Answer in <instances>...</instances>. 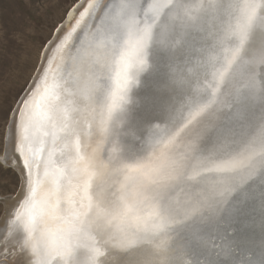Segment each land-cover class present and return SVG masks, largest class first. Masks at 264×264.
<instances>
[{"label":"snow or ice","instance_id":"obj_1","mask_svg":"<svg viewBox=\"0 0 264 264\" xmlns=\"http://www.w3.org/2000/svg\"><path fill=\"white\" fill-rule=\"evenodd\" d=\"M48 6L0 0V264H264V0Z\"/></svg>","mask_w":264,"mask_h":264},{"label":"rangeland","instance_id":"obj_2","mask_svg":"<svg viewBox=\"0 0 264 264\" xmlns=\"http://www.w3.org/2000/svg\"><path fill=\"white\" fill-rule=\"evenodd\" d=\"M25 2H27V0H25ZM47 3L50 6L46 7L42 11V15L46 18L45 22L51 23L53 21H60L64 8L67 7L68 0H47ZM12 7L15 8V3L12 4ZM27 59L28 57L25 54L22 59V68ZM2 164V156H0V166H2ZM15 180V175L11 171L0 167V199L3 200V198L6 196H11L13 198L15 197V193L17 191V185L15 183ZM4 211L5 204L0 201V221L4 216Z\"/></svg>","mask_w":264,"mask_h":264},{"label":"bare ground","instance_id":"obj_3","mask_svg":"<svg viewBox=\"0 0 264 264\" xmlns=\"http://www.w3.org/2000/svg\"><path fill=\"white\" fill-rule=\"evenodd\" d=\"M2 162H3V159H2ZM5 207H6V206H5ZM2 220H3V218H2ZM2 220H1V221H2Z\"/></svg>","mask_w":264,"mask_h":264},{"label":"water","instance_id":"obj_4","mask_svg":"<svg viewBox=\"0 0 264 264\" xmlns=\"http://www.w3.org/2000/svg\"><path fill=\"white\" fill-rule=\"evenodd\" d=\"M0 201H2V203H3V200L2 199H0Z\"/></svg>","mask_w":264,"mask_h":264}]
</instances>
